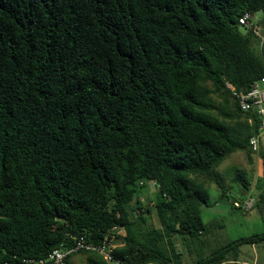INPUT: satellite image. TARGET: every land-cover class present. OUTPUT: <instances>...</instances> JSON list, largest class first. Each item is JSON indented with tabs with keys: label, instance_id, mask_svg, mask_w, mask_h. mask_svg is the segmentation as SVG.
<instances>
[{
	"label": "trees",
	"instance_id": "16d2710c",
	"mask_svg": "<svg viewBox=\"0 0 264 264\" xmlns=\"http://www.w3.org/2000/svg\"><path fill=\"white\" fill-rule=\"evenodd\" d=\"M244 13L264 28V0H0V264L78 237L117 244L125 264H240L264 242L263 230L223 243L202 218L209 184L229 202L226 157L264 165L249 144L260 118L225 89L264 77Z\"/></svg>",
	"mask_w": 264,
	"mask_h": 264
},
{
	"label": "rangeland",
	"instance_id": "374dc122",
	"mask_svg": "<svg viewBox=\"0 0 264 264\" xmlns=\"http://www.w3.org/2000/svg\"><path fill=\"white\" fill-rule=\"evenodd\" d=\"M259 149V148H258ZM258 149L255 151L257 152ZM255 157L260 158L259 153ZM257 162H250L245 152L235 151L226 157L216 169L222 176V185L228 191V201L220 200L221 190L216 185H210L208 192V207H203L202 218L205 223L212 222L219 241L226 243L231 240L248 237L255 233H261L264 230V219L260 213L254 211L246 212L232 207L233 201H242L248 195V199L257 201L258 194L261 192L260 187L264 188V183L259 185ZM262 169V168H261ZM259 169V170H261ZM264 175L263 172H261ZM213 187V188H212ZM144 195L141 197L143 208L150 209V213L145 215L147 222L158 227V220L155 211L152 208L154 198V188L152 183H147L141 191ZM222 243V244H223ZM185 253L184 249H180ZM241 260L248 264H261L264 262V243L255 245H244ZM87 254H77L70 259V264H87Z\"/></svg>",
	"mask_w": 264,
	"mask_h": 264
},
{
	"label": "built area",
	"instance_id": "2783aa9c",
	"mask_svg": "<svg viewBox=\"0 0 264 264\" xmlns=\"http://www.w3.org/2000/svg\"><path fill=\"white\" fill-rule=\"evenodd\" d=\"M238 24L246 31L252 32L258 41V48L264 47V28L260 24V15L244 13L238 18ZM225 89L230 93L239 110L242 113H254L260 118V134L250 139L252 150L258 149L259 139L264 134V77L254 82L247 91L237 90L233 85L225 83ZM233 206L248 211L253 206V200H246L242 203L234 202ZM117 244L104 240L101 244L88 242L84 237L73 239V243L67 247H61L53 250L45 259H23L20 262L12 264H66L69 258L80 252L96 253L101 256L107 264H125L115 260L112 253ZM4 264H10L5 262Z\"/></svg>",
	"mask_w": 264,
	"mask_h": 264
},
{
	"label": "crops",
	"instance_id": "0c3cea01",
	"mask_svg": "<svg viewBox=\"0 0 264 264\" xmlns=\"http://www.w3.org/2000/svg\"><path fill=\"white\" fill-rule=\"evenodd\" d=\"M260 140V146H262L263 148H264V134L261 136V138L259 139ZM252 158H253V162L255 163V162H257V163H259V165L257 166L258 167V178H257V181L259 180V185H261L262 183L261 182H263L264 183V175H262L261 174V172H263L264 173V165H263V163H262V160L260 159V158H257V157H255V154L252 156ZM262 168V169H261ZM259 169H261V170H259ZM219 175H221L220 173H219ZM221 178H222V176H221ZM221 182H222V180H221ZM210 185L212 186L213 184H209L208 185V188L210 187ZM215 185V184H214ZM213 188V187H212ZM263 188V187H262ZM264 189V188H263ZM250 195H248V197H249ZM248 197H246L245 199H243L244 201L245 200H248ZM221 200V199H220ZM242 200V201H243ZM223 201V200H222ZM241 211V210H240ZM242 213L243 214H245L246 212H243L242 211ZM251 213V212H250ZM250 213L249 214H245V215H250ZM257 213H259L258 211H257ZM262 217V216H261ZM262 243H264V242H262ZM260 244V243H259ZM251 246V245H250ZM253 246V245H252ZM242 253H243V251H241V248H240V253H239V258H238V262L240 263V264H248L247 262H245V261H242L241 260V255H242ZM261 264H264V262H262Z\"/></svg>",
	"mask_w": 264,
	"mask_h": 264
}]
</instances>
